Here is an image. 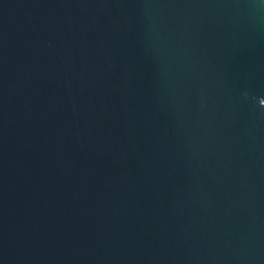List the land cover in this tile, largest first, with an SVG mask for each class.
I'll return each mask as SVG.
<instances>
[{
	"label": "water",
	"instance_id": "water-1",
	"mask_svg": "<svg viewBox=\"0 0 264 264\" xmlns=\"http://www.w3.org/2000/svg\"><path fill=\"white\" fill-rule=\"evenodd\" d=\"M0 264H264V0H0Z\"/></svg>",
	"mask_w": 264,
	"mask_h": 264
}]
</instances>
